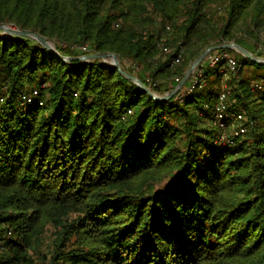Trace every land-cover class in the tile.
Masks as SVG:
<instances>
[{
	"label": "trees",
	"instance_id": "16d2710c",
	"mask_svg": "<svg viewBox=\"0 0 264 264\" xmlns=\"http://www.w3.org/2000/svg\"><path fill=\"white\" fill-rule=\"evenodd\" d=\"M0 23L65 56L84 53L70 44L116 52L166 95L214 44L255 54L264 0H0ZM229 49V109L247 129L227 146L214 123L221 63L159 100L110 60L65 62L0 30V264H264V64ZM32 89L41 105L22 103Z\"/></svg>",
	"mask_w": 264,
	"mask_h": 264
},
{
	"label": "built area",
	"instance_id": "2783aa9c",
	"mask_svg": "<svg viewBox=\"0 0 264 264\" xmlns=\"http://www.w3.org/2000/svg\"><path fill=\"white\" fill-rule=\"evenodd\" d=\"M71 47L79 49L81 51H84V53H89L90 47H88V44H70ZM164 51L166 53H169L172 49H175V46L166 45L163 47ZM182 53L183 48L180 50V52L176 55L175 59L172 61V66L175 64H178L182 61ZM205 60H208L209 65L216 66L220 64V71H222L223 78H222V88L218 93L217 102L214 104V111H215V117H214V123L219 125L223 131L219 135L218 142L222 143L224 145H234L235 143V137L239 134H242L244 131H246V125H245V116L244 114H241L239 112H233L229 109V101L228 94L230 93V86H228L229 82V74L230 72H236L237 68V59L234 57L232 51L229 48L226 49H215L212 50L207 56ZM133 66L137 69L143 68V64L133 62ZM147 80L150 84L149 88H151L154 91L155 85L158 84V80L154 79L151 75L147 76ZM177 81H181L180 77H176ZM205 80V72H204V63L202 62L194 71L193 74L189 77V83L185 86L184 90L181 93V97L184 96V94H187L191 91H193L197 85L202 84L201 82H204ZM254 89L256 87L262 88L264 90L263 84H253ZM39 91L38 89H32L30 91L24 92L20 99L23 104L26 103H35L41 105L43 103L42 99H39ZM209 106V105H207ZM11 230L8 232V235H11Z\"/></svg>",
	"mask_w": 264,
	"mask_h": 264
},
{
	"label": "water",
	"instance_id": "95a60500",
	"mask_svg": "<svg viewBox=\"0 0 264 264\" xmlns=\"http://www.w3.org/2000/svg\"><path fill=\"white\" fill-rule=\"evenodd\" d=\"M0 30L4 31L5 33L8 34H15V35H21V36H29L37 41H40L47 45L48 48H50L52 51L56 52L57 55H59L65 62H72L73 60H79V61H85L88 62L93 59H97L98 57L103 58L105 60L111 59V62H113L119 71L124 74L125 76L127 75L131 79H133L140 87L144 88L153 98L159 99V100H166L169 99L171 95L175 94L178 92L184 83L189 79V77L193 74V71L207 58L208 54L212 52V50L215 49H226V48H232L235 49L239 52H242L245 56H248L250 59L253 61L263 63L264 64V58L261 56H258L256 54H253L248 48H246L244 45L241 43L237 42H222V43H217L212 45L211 47L207 48L204 50L198 57L197 59L190 65V67L187 69L184 78L175 86L176 88L172 90L169 94L162 95L157 92H154L149 86L145 85L142 80H140L138 77L135 75L131 74L129 71L125 70L122 66L121 60L119 55L116 52H97V53H82V55L79 56H65L61 53L59 48H57L56 42L54 39L44 37L40 34H35L33 32H30L28 30H21L18 27L14 26V24H6V23H0Z\"/></svg>",
	"mask_w": 264,
	"mask_h": 264
},
{
	"label": "rangeland",
	"instance_id": "374dc122",
	"mask_svg": "<svg viewBox=\"0 0 264 264\" xmlns=\"http://www.w3.org/2000/svg\"><path fill=\"white\" fill-rule=\"evenodd\" d=\"M11 24H14V23H11ZM14 26H16L15 24H14ZM17 27V26H16ZM4 32V31H3ZM170 32V29H168V30H166L165 29V31H164V33H166V35L168 34ZM254 44V49H255V54H257L258 56H261V57H263L264 58V42H262V41H260V42H254L253 43ZM163 45H166V44H163ZM167 45H173V44H167ZM183 48V50H184V47H182ZM112 59V58H111ZM111 59H108V60H110L111 61ZM205 62H204V70H206L207 68H209L210 66H209V63H208V60H204ZM248 66L246 65V67L245 68H247ZM256 70L257 71H260V70H258L257 68H256ZM249 74V73H248ZM215 90V89H214ZM212 91V87L209 85V84H206V85H204L203 87H199L198 89H197V93H198V95L200 94V95H202V94H206L207 92H211ZM155 92H157V93H159L157 90H155ZM214 92V91H213ZM213 92H212V95H213ZM54 229V227L51 225L50 226V228H48L47 230H46V232H45V238H44V243H43V245L40 247V250H46L49 246H50V244H51V242H52V239H53V237H54V235H53V233H52V230ZM0 251H1V248H0ZM33 252V251H32ZM35 255V254H34ZM36 264V263H35Z\"/></svg>",
	"mask_w": 264,
	"mask_h": 264
}]
</instances>
